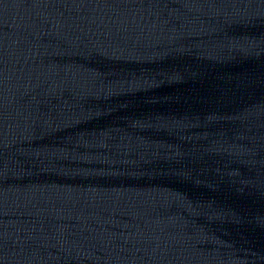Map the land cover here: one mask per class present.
I'll return each mask as SVG.
<instances>
[{
  "label": "water",
  "instance_id": "water-1",
  "mask_svg": "<svg viewBox=\"0 0 264 264\" xmlns=\"http://www.w3.org/2000/svg\"><path fill=\"white\" fill-rule=\"evenodd\" d=\"M0 264H264V0H0Z\"/></svg>",
  "mask_w": 264,
  "mask_h": 264
}]
</instances>
